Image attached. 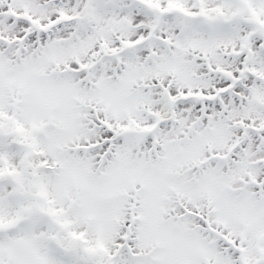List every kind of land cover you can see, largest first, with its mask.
<instances>
[{
  "label": "snow or ice",
  "instance_id": "1",
  "mask_svg": "<svg viewBox=\"0 0 264 264\" xmlns=\"http://www.w3.org/2000/svg\"><path fill=\"white\" fill-rule=\"evenodd\" d=\"M0 264H264V0H0Z\"/></svg>",
  "mask_w": 264,
  "mask_h": 264
}]
</instances>
